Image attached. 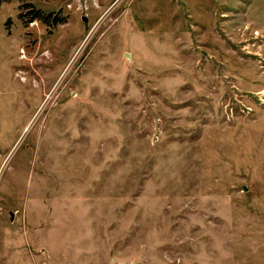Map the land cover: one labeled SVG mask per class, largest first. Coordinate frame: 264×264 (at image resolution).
Returning a JSON list of instances; mask_svg holds the SVG:
<instances>
[{
	"label": "rangeland",
	"instance_id": "1",
	"mask_svg": "<svg viewBox=\"0 0 264 264\" xmlns=\"http://www.w3.org/2000/svg\"><path fill=\"white\" fill-rule=\"evenodd\" d=\"M0 264H264V0H1Z\"/></svg>",
	"mask_w": 264,
	"mask_h": 264
},
{
	"label": "trees",
	"instance_id": "2",
	"mask_svg": "<svg viewBox=\"0 0 264 264\" xmlns=\"http://www.w3.org/2000/svg\"><path fill=\"white\" fill-rule=\"evenodd\" d=\"M0 2H1V0H0ZM36 17H38V18H40V19H42L44 21H48L46 19L47 18L46 15L41 14L39 9H36V10L33 11L32 18H36ZM59 20H60L59 18L54 17L53 22H58Z\"/></svg>",
	"mask_w": 264,
	"mask_h": 264
}]
</instances>
